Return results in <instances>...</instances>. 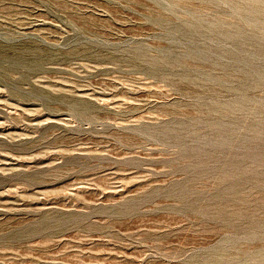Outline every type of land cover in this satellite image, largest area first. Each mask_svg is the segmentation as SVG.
I'll return each mask as SVG.
<instances>
[{"label":"rangeland","instance_id":"374dc122","mask_svg":"<svg viewBox=\"0 0 264 264\" xmlns=\"http://www.w3.org/2000/svg\"><path fill=\"white\" fill-rule=\"evenodd\" d=\"M0 264H264V0H0Z\"/></svg>","mask_w":264,"mask_h":264}]
</instances>
